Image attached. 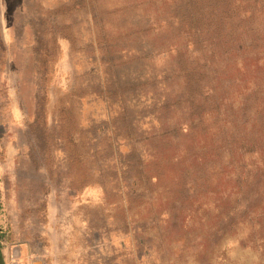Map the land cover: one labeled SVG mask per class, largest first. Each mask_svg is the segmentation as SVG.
Instances as JSON below:
<instances>
[{"label":"rangeland","instance_id":"rangeland-1","mask_svg":"<svg viewBox=\"0 0 264 264\" xmlns=\"http://www.w3.org/2000/svg\"><path fill=\"white\" fill-rule=\"evenodd\" d=\"M168 1L0 0L4 259L264 264V0Z\"/></svg>","mask_w":264,"mask_h":264},{"label":"trees","instance_id":"trees-1","mask_svg":"<svg viewBox=\"0 0 264 264\" xmlns=\"http://www.w3.org/2000/svg\"><path fill=\"white\" fill-rule=\"evenodd\" d=\"M228 0H169L168 4L179 13L176 19L178 28L185 25V22H202L205 17L221 22L226 17V11L218 8L221 3Z\"/></svg>","mask_w":264,"mask_h":264},{"label":"built area","instance_id":"built-area-1","mask_svg":"<svg viewBox=\"0 0 264 264\" xmlns=\"http://www.w3.org/2000/svg\"><path fill=\"white\" fill-rule=\"evenodd\" d=\"M5 260L7 261L6 264H23L21 257L18 256L17 251H14L10 254H8L7 257H5ZM32 264H42L41 262H38L37 260H33Z\"/></svg>","mask_w":264,"mask_h":264},{"label":"crops","instance_id":"crops-1","mask_svg":"<svg viewBox=\"0 0 264 264\" xmlns=\"http://www.w3.org/2000/svg\"><path fill=\"white\" fill-rule=\"evenodd\" d=\"M18 254V256H20L21 257V255H20V253H17ZM2 257H3V264H5V262H4V253H3V249H2ZM37 260L38 262H41L42 264H50V261H49V259L48 258H45L44 259V257L43 256H41V258L40 259H38V256L37 255H35L34 257H32V258H30L29 259V262H30V264H32L33 263V260ZM51 264H54L53 262H51Z\"/></svg>","mask_w":264,"mask_h":264},{"label":"flooded vegetation","instance_id":"flooded-vegetation-1","mask_svg":"<svg viewBox=\"0 0 264 264\" xmlns=\"http://www.w3.org/2000/svg\"><path fill=\"white\" fill-rule=\"evenodd\" d=\"M4 239H5L4 231L0 227V261L3 260V257H2V249H3V240Z\"/></svg>","mask_w":264,"mask_h":264}]
</instances>
